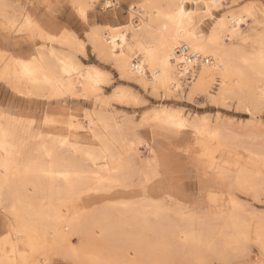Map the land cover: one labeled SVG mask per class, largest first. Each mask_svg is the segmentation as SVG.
Masks as SVG:
<instances>
[{"label":"bare ground","instance_id":"6f19581e","mask_svg":"<svg viewBox=\"0 0 264 264\" xmlns=\"http://www.w3.org/2000/svg\"><path fill=\"white\" fill-rule=\"evenodd\" d=\"M65 1L85 21L96 0ZM225 1L137 0L129 22L92 26L82 40L69 30L50 32L0 0L5 40L19 32L42 41L24 58L0 50V81L22 96L92 100L84 122L68 115L64 129L50 116L43 130L0 110V264H50L54 256L77 264H212L211 257L226 263L231 251L250 255L251 242L264 255V216L247 213L232 192L258 201L263 195L264 139L251 142L258 135L248 128L236 132L217 117L187 118L165 105L143 117L166 132L189 128L202 170L225 188L228 198L212 189L208 216L196 217L151 191L156 161L136 163L134 129L110 109L111 100H135L133 92L119 88L106 96L107 72L79 58L89 45L120 79L154 95L184 91L190 101L234 102L254 116L264 110V7L248 1L215 17ZM203 18L212 20L206 31ZM190 53L199 58L186 63Z\"/></svg>","mask_w":264,"mask_h":264},{"label":"rangeland","instance_id":"374dc122","mask_svg":"<svg viewBox=\"0 0 264 264\" xmlns=\"http://www.w3.org/2000/svg\"><path fill=\"white\" fill-rule=\"evenodd\" d=\"M5 1L11 5L14 10H26L50 32L59 33L62 30H69L76 34L80 39H85L86 31L92 26L99 25L98 27H103L105 25H122L129 22V19L133 18L134 16H131L129 6L130 4H135L137 2V0H109V3H106V0H96L94 2V6H92V9L87 12L86 19L84 21L83 18L77 16L79 14H75L77 11L70 7L65 0ZM236 1L237 0H235V3L234 0L225 1L224 9H222V11L214 12V16L216 17L221 15V13L224 11L234 10L238 7H241L248 1L259 3L264 7V0ZM187 6L191 5L187 4ZM135 19L132 21L135 22ZM202 20H204L200 22L202 29L206 31L211 23L210 21L212 20L209 18H203ZM249 25H251L250 20L246 25H243V27ZM258 28L261 29L262 27L259 25ZM6 34L7 31L0 27V50L1 52L4 51L9 53L12 56L24 58L26 55L30 54L31 47L42 43V41L36 36L29 38L26 33L19 32H13L10 38L5 40L4 38ZM79 58L83 63L95 64L107 72L109 82L102 86L104 89L103 92L106 94V96H110L115 90H118L119 88L133 92L135 100H130L129 103H124L123 100H111L110 109L115 115L117 114L116 116L118 120H125L130 130L134 129V132L130 131V134L134 133L139 142L136 163L139 164V162L146 163L150 161L152 164H154L156 161L158 164L157 171L158 174H161L159 176L156 173L155 175L157 178H155L154 174L151 176L152 179L150 178V183L148 182V186L151 188V191L158 192L160 197H170V200L167 199L168 201H179V204L181 205L180 207H184L182 210L192 213L195 212L196 217H198L197 215H200L202 212L199 218H205L204 216L202 217V215L208 216L207 213L209 214L210 210L207 204V195L209 194V191L215 189L218 191L217 193H219L218 198H220V196L224 199L228 198L225 191V195L224 193H221L223 192L222 190H225V188H217L214 180L211 178V173L206 174L202 170L203 167L198 159L199 151L197 147L194 146V139L189 128H182L178 131H173L174 133L171 130L166 132V130L168 131L169 129H159L158 126H156L152 121H145L143 117L147 116L149 113H152L156 108H160L161 105H165L168 108L180 110L184 116H187V118L204 115L210 121L214 122L213 120H215L217 117L223 124L225 123L226 126L229 125V128L232 127L236 129V132L241 130L243 132L245 131L244 129H246L245 132L249 130L253 131L254 134L258 135V137L254 138V140L251 142L258 143L260 140L264 139V110L253 116L245 113L242 110L240 111L234 102L229 103L225 107L216 106L208 102L207 99L205 100L204 96L195 97L190 101L184 97V91L183 93L174 92L173 95H168L169 97L166 96L164 98L160 94L154 95L149 91L144 90L137 84L128 83L120 79L114 66L110 64V62H104L98 59L89 45H86V56L84 57L79 55ZM213 86V89L217 88L216 84ZM66 97L53 99H47L45 97L41 99L40 97L39 99V97L22 96L15 94L8 85H5L4 82L0 81V110L3 109V111L9 113L12 112V115L22 116V118L30 120L34 127L37 125L42 126L43 123L41 122L44 121L43 119L46 116H50L58 121L56 124L58 129L65 128L64 121H66L68 115H72L73 117L75 115L74 118L77 119L79 117V121L84 122L85 113L90 112L92 109V100L90 98H81L78 100L75 98ZM43 130H46L44 125ZM260 137L262 139L258 141V138ZM187 148L190 149L188 150ZM236 149H239V153H242V149L240 147H237ZM137 189H139V187ZM232 192L235 194L238 200H242L241 203L243 204V208L247 213L252 211L254 213H259L258 215L264 216V193L263 195L261 193L262 196L259 197L260 199L258 201L253 200L249 195H244L239 191L233 190ZM245 207L247 209H245ZM0 221V229H2L3 225L1 217ZM72 239L74 242L77 240L76 238ZM248 249L250 251L248 250L247 252H250V255L249 253H245L246 255L242 254L244 257L240 258V254L237 256L239 260H237L235 257L236 255L233 256L235 253L231 251L232 253L229 252V256L227 255L228 258L225 260L226 263L216 259L215 257V259L211 257L210 262L212 264H223L220 262L227 264V260H229L230 256L232 255L230 258L232 261L228 264H264V255H262L260 249L253 242L249 243ZM232 257H235L234 260ZM178 262L180 264L182 263L181 261L176 260L171 264H176ZM50 264L77 263H74L69 259H64L60 256H54Z\"/></svg>","mask_w":264,"mask_h":264},{"label":"built area","instance_id":"2783aa9c","mask_svg":"<svg viewBox=\"0 0 264 264\" xmlns=\"http://www.w3.org/2000/svg\"><path fill=\"white\" fill-rule=\"evenodd\" d=\"M113 1V0H112ZM176 53H180L178 50ZM197 59L199 57H197L194 53H190V54H186L185 55V60H186V63H190L193 59ZM189 73H187L185 76H184V79H190L189 77Z\"/></svg>","mask_w":264,"mask_h":264}]
</instances>
